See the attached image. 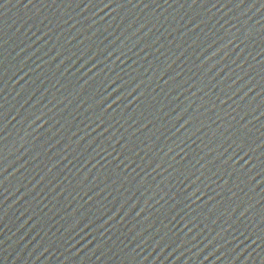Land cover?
I'll return each instance as SVG.
<instances>
[{
  "label": "water",
  "instance_id": "obj_1",
  "mask_svg": "<svg viewBox=\"0 0 264 264\" xmlns=\"http://www.w3.org/2000/svg\"><path fill=\"white\" fill-rule=\"evenodd\" d=\"M0 264H264V0H0Z\"/></svg>",
  "mask_w": 264,
  "mask_h": 264
}]
</instances>
